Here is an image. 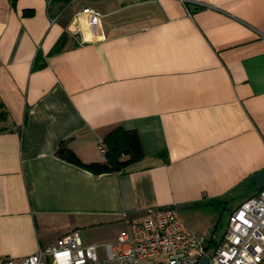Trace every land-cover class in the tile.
Here are the masks:
<instances>
[{
    "label": "crops",
    "instance_id": "crops-1",
    "mask_svg": "<svg viewBox=\"0 0 264 264\" xmlns=\"http://www.w3.org/2000/svg\"><path fill=\"white\" fill-rule=\"evenodd\" d=\"M118 127L144 150L122 172L57 154L104 163ZM262 170L264 0H0V264L167 207L210 241Z\"/></svg>",
    "mask_w": 264,
    "mask_h": 264
},
{
    "label": "built area",
    "instance_id": "built-area-1",
    "mask_svg": "<svg viewBox=\"0 0 264 264\" xmlns=\"http://www.w3.org/2000/svg\"><path fill=\"white\" fill-rule=\"evenodd\" d=\"M84 14L101 17L89 8ZM79 41L83 45L92 38ZM98 150L105 155L106 144ZM124 219L126 227L115 243L86 245L78 232H72L21 264H200L204 257L208 264H264V189L232 213L222 239L214 236L208 241L192 232L175 207Z\"/></svg>",
    "mask_w": 264,
    "mask_h": 264
},
{
    "label": "trees",
    "instance_id": "trees-1",
    "mask_svg": "<svg viewBox=\"0 0 264 264\" xmlns=\"http://www.w3.org/2000/svg\"><path fill=\"white\" fill-rule=\"evenodd\" d=\"M105 142L107 144V153L104 163L84 164L65 145H61L57 154L61 159L96 175L106 172H122L128 165L144 157L142 142L136 130H126L123 127H118L107 135ZM124 157L127 159L124 160Z\"/></svg>",
    "mask_w": 264,
    "mask_h": 264
},
{
    "label": "rangeland",
    "instance_id": "rangeland-1",
    "mask_svg": "<svg viewBox=\"0 0 264 264\" xmlns=\"http://www.w3.org/2000/svg\"><path fill=\"white\" fill-rule=\"evenodd\" d=\"M232 210V207H229L228 210L226 211H223V212H220L216 217H215V222L218 224V228H217V235L218 237L222 236L223 233L225 232V229H226V226H227V223H228V219H229V215H230V211ZM209 212L206 213V212H202L201 214L199 215H208L207 218L211 215L212 213V209L208 210ZM188 225L191 227V228H196L195 226V222L194 220H190L187 218V216H184ZM201 219V216L200 218ZM99 256L100 258H102V250L99 249Z\"/></svg>",
    "mask_w": 264,
    "mask_h": 264
},
{
    "label": "water",
    "instance_id": "water-1",
    "mask_svg": "<svg viewBox=\"0 0 264 264\" xmlns=\"http://www.w3.org/2000/svg\"><path fill=\"white\" fill-rule=\"evenodd\" d=\"M255 181L258 185V188L260 190H263L264 189V170L258 172L255 176ZM200 264H208V258L207 257H204L202 260H201V263Z\"/></svg>",
    "mask_w": 264,
    "mask_h": 264
}]
</instances>
